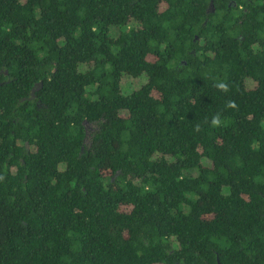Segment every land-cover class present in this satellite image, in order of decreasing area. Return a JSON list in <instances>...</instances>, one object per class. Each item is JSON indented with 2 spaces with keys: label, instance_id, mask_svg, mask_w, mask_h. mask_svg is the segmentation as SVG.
<instances>
[{
  "label": "trees",
  "instance_id": "trees-1",
  "mask_svg": "<svg viewBox=\"0 0 264 264\" xmlns=\"http://www.w3.org/2000/svg\"><path fill=\"white\" fill-rule=\"evenodd\" d=\"M0 264H264V0H0Z\"/></svg>",
  "mask_w": 264,
  "mask_h": 264
},
{
  "label": "rangeland",
  "instance_id": "rangeland-1",
  "mask_svg": "<svg viewBox=\"0 0 264 264\" xmlns=\"http://www.w3.org/2000/svg\"><path fill=\"white\" fill-rule=\"evenodd\" d=\"M93 127L92 126H88V129L90 130V129H92Z\"/></svg>",
  "mask_w": 264,
  "mask_h": 264
}]
</instances>
